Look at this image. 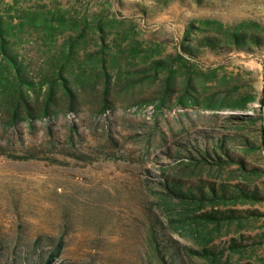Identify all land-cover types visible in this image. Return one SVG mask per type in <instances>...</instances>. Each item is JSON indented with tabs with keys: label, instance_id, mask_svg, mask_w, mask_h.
<instances>
[{
	"label": "rangeland",
	"instance_id": "374dc122",
	"mask_svg": "<svg viewBox=\"0 0 264 264\" xmlns=\"http://www.w3.org/2000/svg\"><path fill=\"white\" fill-rule=\"evenodd\" d=\"M0 16L34 82L31 114L20 110L14 127L0 87V264H22L50 238L65 244L52 264H159L156 220L170 225L184 264H264V201L222 206L260 214L215 226L171 221L180 205L157 199L164 173L264 194V0H0ZM34 16L55 18L53 36L31 27ZM238 31L259 40L237 48ZM17 73L0 57V78ZM203 132L260 145L235 150L261 175L168 156ZM205 226L214 261L185 254L206 246Z\"/></svg>",
	"mask_w": 264,
	"mask_h": 264
},
{
	"label": "trees",
	"instance_id": "16d2710c",
	"mask_svg": "<svg viewBox=\"0 0 264 264\" xmlns=\"http://www.w3.org/2000/svg\"><path fill=\"white\" fill-rule=\"evenodd\" d=\"M55 18H44L41 24L38 23V17L34 16L29 19V23L32 28L39 29L40 25H44V28L51 37L55 32L53 26ZM61 25L64 20H60ZM8 30L5 29L3 24V18L0 16V57L8 65H12L18 71L16 78H8L1 76L0 87L8 94L11 103V126H16L19 121L20 110L27 111L28 115L31 114V106L29 104L27 90L31 89L34 82L21 74V66L17 61V57L12 55L8 49L9 37ZM235 38V44L237 48L249 47L248 43L257 42L259 40L258 35L248 36L247 33L241 31L233 33ZM184 52L197 56L194 52L187 47L183 48ZM134 53H138V48L133 49ZM66 87L65 82H63ZM49 97L55 92V82L47 84ZM67 88V87H66ZM67 91H70L67 89ZM67 95V93L65 92ZM253 102L252 98H248L243 103V108L249 103ZM262 114L264 119V88L262 91ZM30 113V114H29ZM241 118L243 117H236ZM262 137L264 141V125L262 126ZM236 143L241 145H247V149L255 151L260 149L261 146L257 145L247 138H244L241 143L239 139L234 136L228 135H214L212 133H201L197 135L193 140L188 142H178L177 148L174 151L169 152L168 156L176 161L188 159L189 161L199 165H212L218 167H224L229 165H236L238 170L247 176L261 175V168L248 164L244 154L235 150ZM245 147V146H244ZM5 152H1L4 155ZM24 159H30V156H20ZM161 192L157 199L161 200L168 207L177 203L181 207L179 217L171 218V221H176L182 225L187 223H193L196 225H215L218 226L225 222H236L243 218L250 216H258L260 213L257 210L250 209H236L231 206L239 201H249L252 203H259L264 201V194L257 187H252L244 182L237 183L232 187L227 185H217L213 182H193L192 180H186L181 177H177L170 174L163 175L161 180ZM207 208V210H204ZM170 225L166 226L159 220L154 221L151 229L150 238L153 244V250L156 252L159 259V264H184L183 257L180 256L181 250L176 246V241L170 235ZM203 238L207 239L206 246L199 250L193 248H185V254L189 257L202 256L209 260H216L219 256V251L215 246H210V242L213 241V237H209L207 228L201 231ZM209 237V238H208ZM247 241L244 239L234 240L231 242L229 248L231 251H239L245 246ZM65 244L62 240L49 239L46 248L42 247L41 240H38L35 246L32 248L27 256H24L22 264H52L57 259L61 258L64 253ZM223 253V252H221Z\"/></svg>",
	"mask_w": 264,
	"mask_h": 264
}]
</instances>
